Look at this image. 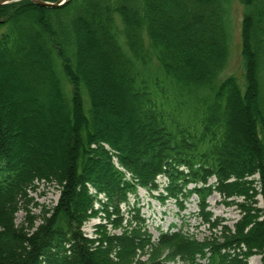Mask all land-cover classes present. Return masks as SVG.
<instances>
[{
	"label": "trees",
	"instance_id": "1",
	"mask_svg": "<svg viewBox=\"0 0 264 264\" xmlns=\"http://www.w3.org/2000/svg\"><path fill=\"white\" fill-rule=\"evenodd\" d=\"M238 1L242 81L219 79L229 55L230 0L0 6V264H248L251 256L264 264V0ZM84 46L104 64L99 90L81 67ZM120 94L137 132L124 139L97 113ZM239 112L241 154L232 144ZM49 113L60 124L50 131L60 139L59 160L41 168L37 141L22 144L25 156L17 144L29 120L49 122ZM158 178L161 202L183 209L195 195L209 230L220 226L206 210L213 193L237 207L239 220L202 241L180 230L152 241L129 198L138 188L157 190ZM42 180L58 187L56 204L33 231L17 227L21 200ZM89 218L104 222L93 239L82 232ZM123 222L130 232L107 235L105 226Z\"/></svg>",
	"mask_w": 264,
	"mask_h": 264
},
{
	"label": "rangeland",
	"instance_id": "2",
	"mask_svg": "<svg viewBox=\"0 0 264 264\" xmlns=\"http://www.w3.org/2000/svg\"><path fill=\"white\" fill-rule=\"evenodd\" d=\"M47 2V1H44ZM52 3V2H48ZM243 18V6L239 3L238 0H230L229 5V20L231 28V40L229 46V55L226 67L222 70L219 75V79H223L228 76H234L242 81L243 76V65L241 60V23ZM104 64L99 60L98 53H91L85 48H82V58H81V67L83 72L89 76L90 85L95 89L99 90L105 83L107 79V74L103 70ZM97 92V91H96ZM115 101L112 100L108 104L102 105L97 110L99 112L101 124L105 123L108 126V129L112 131H117L120 134L121 138L126 136H133L137 132L135 128L132 127L134 122L130 123V117H132L131 110L127 109L124 105L126 104V97L122 94L119 96H113ZM9 112V111H8ZM120 114L121 116H116ZM55 118V117H54ZM235 120L238 122L237 129H240L239 124L241 123L242 128L246 126L244 118L242 115L237 114ZM37 122V125H35ZM34 123L29 120L30 130L27 129L24 132L26 139H20L17 144L18 156L24 154L25 147H22V144H25L26 140L29 143L36 142L39 144L38 152H35L36 159L41 161L39 166L43 168L45 164L49 166L59 160V149L57 150L54 143H59L60 139L57 140L56 137L51 134L50 137L41 140L38 138V133L41 132L44 126H49L50 131H54L58 128L59 121L57 118L52 123H49L45 118L36 119ZM56 122V123H55ZM99 122V125H101ZM24 123L22 120H17V124ZM37 132V133H36ZM66 132V131H65ZM53 135V136H52ZM59 141V142H58ZM62 142V141H61ZM10 141L7 143V148H10ZM46 146V147H45ZM237 149L243 151V146L238 143ZM52 148V149H51ZM37 151V150H36ZM29 152V150H28ZM33 153V152H32ZM39 153V155L37 154ZM27 155L24 154L23 156ZM240 161V160H239ZM47 166V165H46ZM57 167V166H55ZM164 179L158 178V189L147 191L144 189L137 190V197H130L129 207L133 203L138 202V206L141 209L142 215L146 219L147 228L146 232L152 236L153 239L158 237V234L161 231H174L176 229H181L184 234L192 236L193 239L202 241L207 236H219V229L209 230L208 227L202 224L196 214L198 213L197 198L192 196L186 202L183 203L184 208L179 209L177 204L173 200H167L164 203H161L159 199L163 192ZM59 196L58 187L49 181H36L33 183V188L30 189L26 197L21 200L19 205V210L15 213V225L17 227L23 226L24 228L29 229L28 231H33L40 223V218L42 217L45 211H50L51 208L56 204ZM258 206H261V200L259 197ZM208 208L206 210L210 211L214 217L223 220L224 224H227L229 227H232L233 223L238 219V211L233 205H225L221 202V198L217 194H213L207 200ZM121 212L124 213L128 211L126 205L121 206ZM100 218H89L83 223L82 232L89 238L93 239L96 237V233L99 230L98 225L103 224ZM171 225H175L174 228H170ZM107 235H121V233L130 232L131 228L127 227L125 223H121L116 227L105 226L104 228ZM142 259H146L143 257ZM260 258L258 256L251 257L249 259V264H260Z\"/></svg>",
	"mask_w": 264,
	"mask_h": 264
},
{
	"label": "bare ground",
	"instance_id": "3",
	"mask_svg": "<svg viewBox=\"0 0 264 264\" xmlns=\"http://www.w3.org/2000/svg\"><path fill=\"white\" fill-rule=\"evenodd\" d=\"M13 3H15V2H13ZM51 115L52 114L49 113L48 116H47V119L49 120V123L53 122V118L51 117ZM236 117H237V114H236ZM233 127H234V131L232 133V138H233L232 144L235 147L234 151H238L241 154L242 150L239 151L237 149L238 146H237V142H236V139H235L236 138V127H237V120H235V119H234ZM49 134H50V129H49V126L46 125V126H44L43 130L41 132H39L38 138L41 139V140H45V138H47ZM237 155H239V154H235V156H237Z\"/></svg>",
	"mask_w": 264,
	"mask_h": 264
},
{
	"label": "water",
	"instance_id": "4",
	"mask_svg": "<svg viewBox=\"0 0 264 264\" xmlns=\"http://www.w3.org/2000/svg\"><path fill=\"white\" fill-rule=\"evenodd\" d=\"M19 1H22V0H0V6L13 3V2H19ZM29 1L36 6L45 7V8H55V7L62 5L66 0H60L55 3H48L42 0H29Z\"/></svg>",
	"mask_w": 264,
	"mask_h": 264
}]
</instances>
